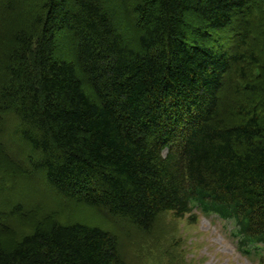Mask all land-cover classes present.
<instances>
[{"label":"trees","instance_id":"obj_1","mask_svg":"<svg viewBox=\"0 0 264 264\" xmlns=\"http://www.w3.org/2000/svg\"><path fill=\"white\" fill-rule=\"evenodd\" d=\"M6 119L0 174L53 199L0 212V264H126L114 229L196 209L264 246V0H0Z\"/></svg>","mask_w":264,"mask_h":264},{"label":"rangeland","instance_id":"obj_2","mask_svg":"<svg viewBox=\"0 0 264 264\" xmlns=\"http://www.w3.org/2000/svg\"><path fill=\"white\" fill-rule=\"evenodd\" d=\"M5 121L0 143L3 145L13 141L15 147L12 152L16 156L20 145L14 140L15 136L13 140L11 139V135L13 136L15 129L22 130V127L14 119ZM17 161L18 164L23 165L22 158ZM35 188H38L39 193L46 199H53L52 191L44 187L43 181L39 178L32 175L12 183L11 178L1 173L0 212L7 213L10 210L9 202L13 206L21 205L25 211L33 209L32 206L35 207L36 202L41 200L39 197L35 198L38 196L33 193ZM32 198L34 200L30 201L31 206L24 204ZM13 199L15 202L12 203ZM70 208L75 210L79 217H84V212H87L83 208L76 210L74 205ZM195 213L197 221L194 225H191L186 218L179 220L169 214L161 216L162 229L150 239H144L135 232L128 233L120 229L122 226L114 229L117 234L122 233V241L126 243L124 252L129 251L126 264H264V248H261L257 254L253 253L255 251L249 255L243 254L237 248L235 239L229 234L231 225L219 221L214 216L205 217L199 211ZM13 225L11 221L7 222L9 228ZM24 230L25 232L30 231L28 228ZM260 256L262 261H260Z\"/></svg>","mask_w":264,"mask_h":264}]
</instances>
